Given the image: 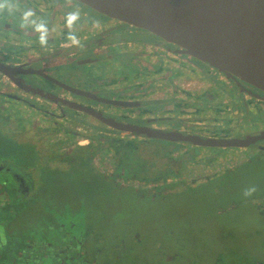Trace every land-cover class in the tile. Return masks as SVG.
Returning <instances> with one entry per match:
<instances>
[{"label": "flooded vegetation", "instance_id": "obj_1", "mask_svg": "<svg viewBox=\"0 0 264 264\" xmlns=\"http://www.w3.org/2000/svg\"><path fill=\"white\" fill-rule=\"evenodd\" d=\"M0 56L4 62L22 65L29 71L44 69L75 88L65 90L37 74L17 73L15 78L28 88L25 89L0 72L1 133L8 132L7 126H1L6 121L10 127L16 126V142L33 147L42 163L36 179L34 166L0 159V176L11 179V175L15 180L11 183L26 197L42 190L41 185L51 178L49 174L67 175L74 167L83 168V162L100 180L110 182L109 186L125 187L130 192L142 189L141 195L149 200L155 190L175 193L195 187L229 171L238 162L264 170V91L181 52L151 32L104 16L76 0H0ZM185 79L202 81L205 88L187 90ZM33 89L51 91L117 121L191 135L200 144L122 132L81 111L51 103L33 93ZM77 89L91 95H83ZM95 96L118 104L100 102ZM190 101L196 107H187ZM257 133H263L262 138L250 144L216 143ZM207 140L213 143L205 144ZM101 145L98 152L96 147ZM111 145L115 150L106 167L95 170V158L104 156V147ZM130 146L144 148L140 179L115 174L122 162L121 149ZM48 157L54 160L44 161ZM222 161L229 164L218 168ZM0 198L8 200L6 196ZM20 203L13 199L9 209H17ZM256 207L262 212L264 202ZM54 218L47 223L56 232L54 238L35 237L23 231L20 244L27 254L16 250L14 257L43 253L48 258L64 251L61 259L70 254L77 258L76 262L65 264H91L96 256L90 244L92 236H75L74 223L66 229L64 222ZM2 223V251H12L16 232Z\"/></svg>", "mask_w": 264, "mask_h": 264}, {"label": "rangeland", "instance_id": "obj_2", "mask_svg": "<svg viewBox=\"0 0 264 264\" xmlns=\"http://www.w3.org/2000/svg\"><path fill=\"white\" fill-rule=\"evenodd\" d=\"M183 85L192 92L205 88L199 80L185 79ZM187 107L196 104L190 101ZM104 150V156L95 158V170L106 167L115 146ZM7 152L1 151L0 157ZM41 164L35 166L36 179ZM227 164L222 161L217 167ZM83 165L64 176L49 174L55 179L42 184L32 198L17 209L0 211L2 222L19 232L17 236L25 231L42 238L56 235L47 225L54 217L66 229L69 223L74 229L88 226L85 232L92 236L93 262L98 264L264 263V213L254 206L264 201V173L259 166L238 162L208 183L149 200L141 195L142 189L111 187ZM228 205L233 208L228 210Z\"/></svg>", "mask_w": 264, "mask_h": 264}, {"label": "water", "instance_id": "obj_3", "mask_svg": "<svg viewBox=\"0 0 264 264\" xmlns=\"http://www.w3.org/2000/svg\"><path fill=\"white\" fill-rule=\"evenodd\" d=\"M76 1L104 16L151 32L174 44L181 52L214 67L229 77H237L264 91V0ZM31 70L33 71L22 68V65L6 63L0 56V72L21 88L28 89L15 78L17 73L37 74L65 90L75 89L53 78L44 69L31 68ZM77 90L83 95H91L90 92ZM33 91L51 103L81 111L104 125L122 132L129 131L133 135L140 133V135L156 139L197 143L194 140L195 137L191 135L117 121L105 113L78 105L51 91L41 89H33ZM95 97L100 102L118 104L116 101L103 97ZM262 136L263 133L250 134L243 138L220 139L224 143L219 140L216 143L222 146H241L255 142ZM211 143L213 142L205 141V144ZM64 261L58 258L52 262L65 264L66 261ZM43 262L40 260L36 264H43ZM31 263L34 264V262Z\"/></svg>", "mask_w": 264, "mask_h": 264}, {"label": "trees", "instance_id": "obj_4", "mask_svg": "<svg viewBox=\"0 0 264 264\" xmlns=\"http://www.w3.org/2000/svg\"><path fill=\"white\" fill-rule=\"evenodd\" d=\"M6 122L1 124L2 127H4V126L8 127V129H7L8 132L7 133H3L4 135H2L1 132L3 130L0 129V152L4 151L6 149H8V152L5 153L3 156H1L0 159L7 160V161H9L11 163H14L15 165H32V166L35 167L36 164L40 163L39 162L40 161V157L36 155V152L34 151L33 147L31 149H29L27 147L21 146L18 142H16L18 140L17 137H16L17 138V140H16V138H15L16 134L14 133L16 126L10 127L9 125H7ZM104 139H107V138H100V140H104ZM132 141H135V140H132ZM101 147H102V145L96 147L98 152L100 151ZM143 150H144V148H141V147H138V146H135V147L130 146L129 149L122 148L121 151H120L122 162L120 163V166L117 167V170H115V174H118V175L120 174V176L122 178L123 177L126 178V177H130V176H135L136 179H140L141 175L143 174L142 173V167H143V164H144V161H145L144 157L140 156V155H143ZM15 152L18 153V155H16ZM7 157L9 158V160H8ZM49 160H54V157H48L44 161H49ZM246 165H250V164H246ZM16 168H17V166H16ZM258 170L264 173V170H262V169H258ZM227 172H225L223 174H226ZM0 173H2V172H0ZM223 174H221V175H223ZM55 175H56V173H55ZM57 176H62V175L60 173H57ZM220 176H218V177H220ZM10 177H11V179L10 178L7 179V178H3L2 176H0V183L2 182L1 185H0V193H1V191L4 193V194H0V197L6 196V198L8 197V200L10 201L9 202L8 200L7 201L6 200H2L0 198V211H1V214L3 213V211L4 212L9 211V208H10L9 204L12 203L13 199H14L15 202L17 200H19L20 202L25 203L30 198H32V196L30 198L26 197L27 196L26 194L21 193V191L19 192L18 190H16L15 185L13 183H11V182H15V180H14V178L11 175H10ZM218 177H215V178H218ZM215 178H212V179L206 181L205 183H208V182L212 181ZM54 179H55V177L54 178L51 177L49 180L53 181ZM191 188H194V187L185 188V189H183L181 191H184V190H187V189H191ZM167 194L168 193H163V192H159V191L155 190L153 199L156 198V197H163V196H165ZM260 203H262V201ZM7 204H8V206H6ZM256 205H258V204H254L255 207H256ZM226 208L229 210V209L233 208V206H229L228 205ZM256 209H258V208L256 207ZM259 210H261V208L258 209V211ZM260 213L263 214L264 210L262 212H260ZM0 221L2 222L1 218H0ZM2 225H3V223H2ZM0 226H1V224H0ZM1 232L4 233L2 226H1ZM18 233L19 232H16L15 234H13V245H14V248L12 249V251H9L7 249H5V250L3 249V251H2L1 247L4 246L5 244H4L3 240H2V238H0V264H31V262H34V264H36L40 260L44 261L43 262V264H44L47 261H54L55 259L62 258L65 255L64 251H58L56 253L55 257L44 258L42 255L31 256V257L17 256L14 259L13 253L16 250L17 251L18 250H20V251L21 250H25L26 253H22V254L23 255L27 254V249L24 248L23 245L20 244V239L21 238H20V236H17ZM8 234H9V238L12 239V235L9 232H8ZM73 234L76 235V236L82 235V234L87 235V233L85 232V228H81L80 226H77L76 229L73 230ZM11 245H12V243H11ZM15 246H16V248H15ZM35 254H37V252H35ZM119 255H121V254H119ZM65 261L69 262V263H72V262H76L77 258H75L73 256V254H70L65 259ZM91 264H98V263L91 262ZM251 264H257V262L255 260H253L251 262Z\"/></svg>", "mask_w": 264, "mask_h": 264}, {"label": "clouds", "instance_id": "obj_5", "mask_svg": "<svg viewBox=\"0 0 264 264\" xmlns=\"http://www.w3.org/2000/svg\"><path fill=\"white\" fill-rule=\"evenodd\" d=\"M70 19H75V17H71ZM41 42H43V37H41Z\"/></svg>", "mask_w": 264, "mask_h": 264}, {"label": "bare ground", "instance_id": "obj_6", "mask_svg": "<svg viewBox=\"0 0 264 264\" xmlns=\"http://www.w3.org/2000/svg\"><path fill=\"white\" fill-rule=\"evenodd\" d=\"M30 11V10H29ZM36 11V10H35ZM120 32V31H119ZM157 53V52H156ZM132 56V55H131ZM242 92V91H241ZM9 135V134H8Z\"/></svg>", "mask_w": 264, "mask_h": 264}]
</instances>
